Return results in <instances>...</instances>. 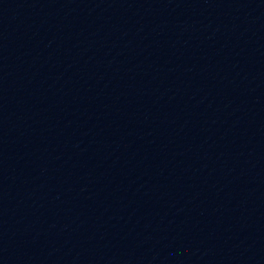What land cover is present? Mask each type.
<instances>
[{"label": "water", "instance_id": "water-1", "mask_svg": "<svg viewBox=\"0 0 264 264\" xmlns=\"http://www.w3.org/2000/svg\"><path fill=\"white\" fill-rule=\"evenodd\" d=\"M0 264H264V0H0Z\"/></svg>", "mask_w": 264, "mask_h": 264}]
</instances>
